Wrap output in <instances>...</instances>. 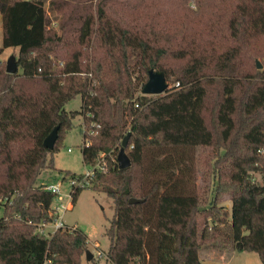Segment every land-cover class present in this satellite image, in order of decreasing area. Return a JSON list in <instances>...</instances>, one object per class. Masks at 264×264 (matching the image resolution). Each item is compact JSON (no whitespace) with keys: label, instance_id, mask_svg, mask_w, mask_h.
<instances>
[{"label":"trees","instance_id":"trees-1","mask_svg":"<svg viewBox=\"0 0 264 264\" xmlns=\"http://www.w3.org/2000/svg\"><path fill=\"white\" fill-rule=\"evenodd\" d=\"M0 13V55L19 49L17 72L0 66V264H82L80 229L37 232L55 220L58 196L42 172L83 174L54 161L77 116L91 138L84 163L108 165L87 188L114 202L109 261L201 264L208 249L255 251L264 264V0H0ZM155 15L182 16L184 27L164 37ZM151 69L164 72L165 93H142ZM77 96L81 109L68 111ZM128 132L132 164L121 169ZM206 148L215 153L202 158ZM200 175L216 180L210 207ZM227 221V231L217 227Z\"/></svg>","mask_w":264,"mask_h":264},{"label":"rangeland","instance_id":"rangeland-1","mask_svg":"<svg viewBox=\"0 0 264 264\" xmlns=\"http://www.w3.org/2000/svg\"><path fill=\"white\" fill-rule=\"evenodd\" d=\"M48 7V5H47ZM192 8H196L195 4L191 5ZM154 14V13H153ZM155 22L162 23L159 28H163L165 32L164 37H172L177 33H180L184 27V17H180L177 21L173 18L161 19L158 16H153ZM166 24V27L164 26ZM50 28L59 29L57 21L52 20ZM157 29V26H156ZM3 44V28H2V16L0 13V47ZM11 55L19 57L18 48H6L0 55V66H6L7 61ZM256 61H260L264 67V53L260 55ZM82 97L77 96L70 100L66 104L68 111H77L81 109ZM86 129V124L82 116H77L74 120V127L68 131L67 135L63 138L60 149L54 155V161L56 167L60 170H71L76 173H84L89 168L83 161V145L84 137L83 131ZM71 149V151H69ZM206 152L202 155V158L206 155L215 153L213 149H204ZM204 152V151H203ZM58 171L46 170L43 171L40 176V183L61 182V194L57 196L54 201V205H60L61 202L69 204V209L59 210L60 218L64 220L67 225H76V228L84 232L89 239L88 249L93 253V258L88 259L86 254L82 255V264H113L108 259V250L110 248V239L107 234V229L110 226L111 219L114 217L115 209L113 199L104 192L95 191L92 187L84 188L79 194L77 201L73 203L70 193L71 187L67 181H63L59 176ZM261 177V175H257ZM216 180L212 176L211 179H207L200 175L198 181V188L201 192L203 199L206 200V205L209 207L212 205L214 190L212 186H215ZM220 199L223 200L222 204L226 206V209H231L230 196L225 194L221 195ZM207 206H202L205 209ZM3 214V205L0 206V217ZM209 220L211 219L208 216ZM205 220V219H204ZM221 230L229 229V221L226 224L217 226ZM201 264H263V261L259 253L255 251H232V252H219L217 250L202 249L200 251Z\"/></svg>","mask_w":264,"mask_h":264},{"label":"water","instance_id":"water-1","mask_svg":"<svg viewBox=\"0 0 264 264\" xmlns=\"http://www.w3.org/2000/svg\"><path fill=\"white\" fill-rule=\"evenodd\" d=\"M258 67H262V64L260 61H257ZM7 71L10 73H15L18 71V61L17 57L15 55H11L7 61ZM169 83L166 79V76L164 72L151 69L149 71V78L148 81L145 83V85L142 88V93L144 94H149V95H160L165 93L169 89ZM58 130H59V125L56 126L52 132L45 138L44 144L46 147L53 149L55 142L58 138ZM131 137V132H128L122 139V145L120 148V151L118 153V163L119 167L121 169L130 167L132 164V161L130 157L128 156L126 152V147L128 145L129 139ZM140 201L139 199L136 198H131L130 202H138ZM203 209V208H202ZM86 255L88 259L93 258V253L88 249L86 251Z\"/></svg>","mask_w":264,"mask_h":264},{"label":"built area","instance_id":"built-area-1","mask_svg":"<svg viewBox=\"0 0 264 264\" xmlns=\"http://www.w3.org/2000/svg\"><path fill=\"white\" fill-rule=\"evenodd\" d=\"M96 133V131H91L90 134H94ZM84 145H89L91 143V138L90 137H84ZM69 151H71V149H69ZM89 168L87 169V171H85L81 177H76V178H72L67 180V182L69 183L71 190L70 193L68 194L69 196L71 195V198L73 199V191L76 188H87L90 184H91V179H93V177H95V175L102 170H105L108 168L107 165V161L104 157L99 158L98 162L96 165L93 166H88ZM44 187L49 190L52 191L54 193H56L57 195L61 194V187H62V183L61 182H57V183H50V182H44ZM67 210L69 209V204H64L63 202L60 203V205H54L53 204V210L52 213L55 215V220L53 222H47L46 220H44L43 222L37 224V232L40 233H46L47 235H51L52 233H54L55 230L59 229V228H76V225L70 226L67 225L64 220L62 218H60V212L59 210ZM30 224H33L32 220L28 221Z\"/></svg>","mask_w":264,"mask_h":264}]
</instances>
